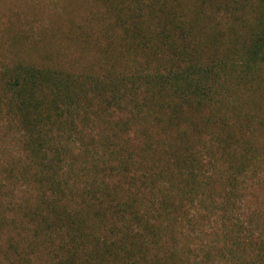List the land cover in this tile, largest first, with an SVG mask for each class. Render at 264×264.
<instances>
[{
  "label": "trees",
  "instance_id": "obj_1",
  "mask_svg": "<svg viewBox=\"0 0 264 264\" xmlns=\"http://www.w3.org/2000/svg\"><path fill=\"white\" fill-rule=\"evenodd\" d=\"M90 2L28 57L11 24L0 264H264V210L234 215L264 165L241 99L264 106V0Z\"/></svg>",
  "mask_w": 264,
  "mask_h": 264
},
{
  "label": "rangeland",
  "instance_id": "obj_2",
  "mask_svg": "<svg viewBox=\"0 0 264 264\" xmlns=\"http://www.w3.org/2000/svg\"><path fill=\"white\" fill-rule=\"evenodd\" d=\"M69 1L71 4H69ZM0 0V67L4 64L11 63L15 59V53L10 50V29L11 24L16 23V27L24 33L22 49L20 48L19 55L28 57L27 45L33 41H39L41 44L55 41L64 46L63 33L68 28L69 16L75 21L82 20L93 5L90 0ZM14 27V26H13ZM53 32L50 34L49 31ZM61 31V32H59ZM53 35V38H52ZM68 43V42H67ZM64 59L73 62L75 65H83L88 60L89 50L81 52L76 44L68 43ZM15 50V48H13ZM92 52V51H91ZM93 54V53H92ZM264 90V89H263ZM262 90V92H263ZM264 93V92H263ZM244 99L242 103L243 112H255L256 118L254 123H251L253 129V140L257 145L264 146V106L258 98V93L247 94L244 92L241 95ZM256 103V105H255ZM263 121V125L258 124L259 119ZM8 117L6 119L0 114V184H8L4 177V172L1 170L8 162L9 157H13L20 153L18 144V136L13 127V123ZM264 163V155L261 157ZM246 188L241 192L242 198L236 206L237 215L241 219L242 225L249 226V218L252 209L260 206L264 210V165L259 172L246 176ZM19 187V186H18ZM244 187V184H243ZM0 192V213L5 212L7 217L14 216V210L7 206L8 197L6 191ZM196 209V208H194ZM212 217H216L212 216ZM214 223V222H213ZM211 222L206 226L211 227ZM7 228L0 229V241H3Z\"/></svg>",
  "mask_w": 264,
  "mask_h": 264
}]
</instances>
